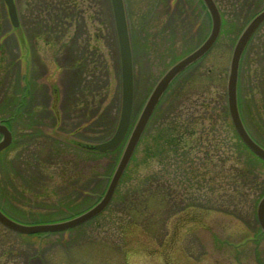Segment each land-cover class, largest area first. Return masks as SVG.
<instances>
[{
    "label": "rangeland",
    "instance_id": "374dc122",
    "mask_svg": "<svg viewBox=\"0 0 264 264\" xmlns=\"http://www.w3.org/2000/svg\"><path fill=\"white\" fill-rule=\"evenodd\" d=\"M169 1L123 0L133 64L130 128L162 72L209 32L205 7L195 0L192 7L190 0ZM15 2L23 22L18 30L0 0V120L8 119L12 132L11 143L0 150V206L21 220L49 222L101 197L123 146L100 152L76 143L103 141L116 128L121 107L117 34L110 0H71L75 9L70 4L71 15L62 25L56 17V7L64 5L61 0ZM216 2L222 15L216 42L164 93L109 205L87 222L45 235L19 237L0 225L6 239L20 249L16 264H264V233L253 208L264 191V161H253L241 146L226 102L233 45L264 0ZM43 23L50 31L35 38ZM151 31L160 44L158 53L148 39ZM262 72L264 22L243 52L238 78L243 120L264 138ZM176 115L194 123L193 133L184 136L183 149L190 156L200 145L213 143L223 151L226 169L214 186L211 181L208 187L182 185L181 176L174 183L172 177L179 173L173 169L181 162L170 152L163 160L153 152L156 130ZM212 160L217 161L216 155ZM162 166H167L169 180L164 192L157 181L145 179ZM233 166L253 168L263 180L259 188L246 191L239 211L217 208V199L207 210L192 206L193 199L212 200L218 192L227 201L233 189L229 181L236 178Z\"/></svg>",
    "mask_w": 264,
    "mask_h": 264
},
{
    "label": "water",
    "instance_id": "95a60500",
    "mask_svg": "<svg viewBox=\"0 0 264 264\" xmlns=\"http://www.w3.org/2000/svg\"><path fill=\"white\" fill-rule=\"evenodd\" d=\"M115 28L117 33V40L119 46L120 56V70H121V108L117 127L110 138L107 140L91 145L93 149L98 151L112 150L117 147L124 139L131 119L132 102H133V75H132V60L128 41L126 20L122 0H110ZM8 14L13 25H18L17 11L13 0H4ZM211 16V29L204 41L195 48L192 52L173 63L158 79L147 98L145 99L121 150L115 168L110 177L109 183L104 194L92 206L76 214L73 217L42 223H24L17 221L0 209V224L18 233H36V232H52L68 229L72 226L80 224L89 218L95 216L102 211L109 203L113 191L118 183V180L124 171L142 133L143 130L154 111L160 97L170 84V82L188 65L200 58L212 45L217 38L220 25L221 16L216 4L213 0H203ZM264 21V8L256 12L245 24L240 31L232 52L230 55L226 94L227 107L230 120L233 127L243 141V143L258 157L264 160V147L257 143L247 131L238 109L237 102V81L238 68L242 53L254 32ZM0 150L9 144L12 135L8 127L0 121ZM256 218L259 223L261 231L264 233V194L260 197L256 205Z\"/></svg>",
    "mask_w": 264,
    "mask_h": 264
},
{
    "label": "trees",
    "instance_id": "16d2710c",
    "mask_svg": "<svg viewBox=\"0 0 264 264\" xmlns=\"http://www.w3.org/2000/svg\"><path fill=\"white\" fill-rule=\"evenodd\" d=\"M63 1L64 5H60L58 7H56L57 10H59L57 12L56 17L57 18V24L62 25V23L64 22V18L66 16H70L71 12H70V4L72 6V8L75 9L74 7V2H71V0H61ZM56 10V11H57ZM61 12V13H60ZM41 20V19H40ZM42 21V20H41ZM25 24V23H24ZM26 25V24H25ZM57 25V26H59ZM50 25H47L45 23H43V25L40 27V29L38 28L37 33L35 34V38L38 37V34L43 31V32H47L50 31ZM49 39L46 38V42H48ZM264 85V72H262L261 74V79H260V86L263 87ZM263 89V88H260ZM171 101H168L166 106L170 105ZM164 107V108H165ZM164 109L160 110L159 112H163ZM157 110L155 111V113L153 114L152 118L155 117L157 115ZM181 117H178L177 115L175 117L170 118L167 123L168 126L166 127H159L156 130L155 133V148L153 152H158L162 155L160 160H163L164 158L168 157L169 152L172 153L175 157L178 158V160L181 162L179 164L175 165V168L173 169L174 172H178V174H175L174 177H172L173 182L175 183L176 178L180 177V182H182L184 185L186 183V186L189 185H193L195 184L196 186L200 187V185L202 184H207V187L210 185V181L213 183L216 182V180L218 179V177L221 178L222 176V170L226 169V167L224 166V161H225V157H223V151H221L220 148H218L217 143H213L210 144V146H204V145H200L199 148L194 156H190L189 152L187 151V149H183L185 146V138L184 136L186 134H190L193 133V131L191 130L190 126H193L191 121H188V119H181ZM211 118V117H210ZM213 119V118H212ZM212 120H210L211 122ZM212 125L215 126V122H212ZM212 128L214 129V127L212 126ZM215 132L212 131V134ZM262 133V132H261ZM256 138L257 140L264 144V141L262 138L260 137V132L259 130L256 132ZM239 145V144H238ZM240 146V145H239ZM243 146V148H246L245 145H241ZM240 146V147H241ZM212 147V148H211ZM233 147V146H232ZM218 148V149H217ZM242 148V147H241ZM240 148L237 146V150H239ZM247 150V148H246ZM164 153V155H163ZM200 153L202 155H200ZM248 154L250 155V157L253 158V161L256 162L257 158L249 151ZM214 155H216V160L217 161H213L212 158H214ZM246 155V154H245ZM244 155V156H245ZM174 157V160H175ZM176 163V161H175ZM234 171H232L231 175L232 177H236L235 179L230 180L229 182H231V186L233 187L232 192L228 193V197L229 199H226L223 197L224 193H217V197H214L212 200L210 198L205 200L200 201H196V199H193L191 202L195 205H192L196 208H199L200 210H207L208 207H213L214 203L213 200H216V205L217 208H232V213H236L237 211L240 210V204L244 203L247 201V196H245L246 191L248 192L249 189H253L254 185H256L257 188L258 185L260 184L259 181H261V183L263 182V180L259 177L258 173L256 171H254L253 168H248V167H234ZM230 169V168H229ZM232 170V169H231ZM165 173H168L167 171V166H162L160 167V170L156 173H152L150 174V177H146L145 179L147 181L151 182V178L154 179L155 181L158 182V187L161 188V191H165V187L167 186L166 183H168V176H166ZM230 177V176H229ZM168 180V181H167ZM145 181L144 183H146L148 185V182ZM232 183H234L232 185ZM178 184V181H177ZM145 188V187H144ZM144 188H142V186H140V192L144 193ZM159 192V191H158ZM163 192H159L160 194H163ZM264 192V191H263ZM262 192V193H263ZM260 193V195L262 194ZM167 194H169V192H167ZM256 194V193H255ZM258 195L254 201V205L253 208L255 207V204L258 200ZM195 200V201H194ZM227 202V203H223V202ZM213 205H212V204ZM227 204V205H225ZM252 206V205H251ZM222 209V210H223ZM238 216V214H236ZM3 227L0 226V264H16V260L14 259V255H19L20 254V249L17 247H15L14 244H12L10 241H8L6 239V236L4 234V232H2ZM3 230H6L5 228H3ZM16 236L21 237L22 234H15ZM18 238V237H17ZM18 240L20 241V239L18 238ZM15 243L18 245L20 242L14 240Z\"/></svg>",
    "mask_w": 264,
    "mask_h": 264
},
{
    "label": "flooded vegetation",
    "instance_id": "af4514ba",
    "mask_svg": "<svg viewBox=\"0 0 264 264\" xmlns=\"http://www.w3.org/2000/svg\"><path fill=\"white\" fill-rule=\"evenodd\" d=\"M195 1L199 3V5L201 6V8L204 7V3H203L202 0H195ZM214 1H216V0H214ZM168 2L170 3L171 1L168 0ZM188 5H190L192 7L194 5V2L192 0H190ZM156 38H157V36L154 34L153 31H151V35H150V37H148V39L152 40L153 41L152 43H154V44H152L153 45V50H154L153 53H155V52L158 53V50L160 49V44L159 43H156ZM212 47H211V49H212Z\"/></svg>",
    "mask_w": 264,
    "mask_h": 264
}]
</instances>
